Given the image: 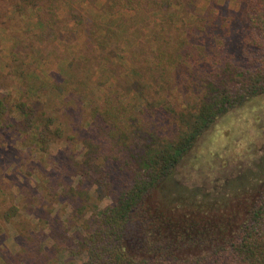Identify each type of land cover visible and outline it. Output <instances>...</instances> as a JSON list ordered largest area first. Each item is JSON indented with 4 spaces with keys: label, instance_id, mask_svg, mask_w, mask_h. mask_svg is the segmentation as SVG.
<instances>
[{
    "label": "trees",
    "instance_id": "16d2710c",
    "mask_svg": "<svg viewBox=\"0 0 264 264\" xmlns=\"http://www.w3.org/2000/svg\"><path fill=\"white\" fill-rule=\"evenodd\" d=\"M7 1L15 12L21 13L24 8L33 11L40 35L52 38L59 29L60 7L71 0ZM191 1L104 0V11L119 17L104 24L87 17L75 21L79 27H88L84 41L103 52L96 70L86 57L73 55L53 74V83L22 71L18 73L26 86L21 89V97L0 93V134L19 130L29 147L40 151L72 129L60 121L61 111L71 117L66 111L73 110L69 104L75 105V119L87 107L86 130L79 127L84 132V152L73 170L75 179L51 195L69 197L79 215L88 211V228L70 235L64 221L49 211L40 217L48 231L45 236L53 239L50 249L82 256L79 264H264V154L252 163L255 171L245 168L222 182V189L236 196L245 214L235 230L207 252L192 257L151 253L137 258L124 242L133 227L139 228V221L134 219L143 208L148 215L147 236L171 242V236L179 230L189 240L208 233L196 221L201 218L198 214L225 203L227 198L201 194L198 189L190 192L191 197L185 195L176 180L178 166L219 117L264 95V0H240L221 25L227 29L224 33L215 25L211 5L198 18L200 26L180 33L172 18L177 17L176 7ZM122 11L130 15L119 14ZM131 25L147 27V38L139 40ZM122 39L130 45L136 42L141 57L134 60L135 66L120 72L106 93L97 94L94 88L116 75L100 66L102 62L111 63L106 51L111 53ZM183 74L184 83L175 84V78ZM131 90L141 99V105L125 99ZM39 91L45 95L44 100H31L29 95ZM52 107L57 114L51 113ZM65 137L78 140L75 133ZM59 179L60 175L53 177ZM109 181L110 201L101 204L90 189ZM153 195L158 206L142 208ZM199 196L203 203L191 204L192 197ZM171 205H195L197 212L185 214L183 221L164 210ZM17 213L18 207L10 205L0 214V231L2 222H11ZM38 237L29 235L17 252L1 250V264H30V259L44 264Z\"/></svg>",
    "mask_w": 264,
    "mask_h": 264
},
{
    "label": "rangeland",
    "instance_id": "374dc122",
    "mask_svg": "<svg viewBox=\"0 0 264 264\" xmlns=\"http://www.w3.org/2000/svg\"><path fill=\"white\" fill-rule=\"evenodd\" d=\"M239 1L192 0L181 7H176L177 17L172 19L180 33L188 29L193 30L195 25L202 24L197 20L203 16L201 14L203 11H207V6L211 5L215 14V25L221 33H224L227 29L221 28V25H224L225 19L238 8ZM103 4L104 0H71L62 4L59 10V29L56 31L57 34L50 38L40 35L36 15L33 11L24 8L21 13L15 12L9 1L0 0V93L21 97V89L24 90L26 86L18 73L22 71L32 72L41 79L53 83V74H56L65 60L70 59L73 55L86 57L89 59L88 63L93 64V68L96 70L97 64L103 60V52L98 48H91L84 41L88 27L83 24L79 27L75 21L87 17L104 24L110 18L119 17V15L114 16L106 13ZM119 14L125 15V17L130 15L126 11ZM123 19L126 18H121V21ZM130 30L136 32L139 40L147 38V27L138 28L136 25H131ZM138 48L136 42L130 45L122 39L119 47L111 49L113 50L111 53L106 51V56L110 58L112 64L102 62L100 66L103 65V68H107L116 75L109 77L100 86H96L94 91L97 94L106 93L109 88L114 86L121 71L124 73L125 68L135 66L134 60H139L141 57L137 52ZM92 57H94L93 60H91ZM97 72L96 76L99 74V71ZM103 76L107 77L108 75L104 74ZM184 78V74L179 75L178 78H175L176 82L174 83L181 85L184 83ZM29 96H31V100L37 98L44 100L45 98V95L40 91ZM125 99L133 105L142 103L132 90L127 93ZM69 105L73 110L66 112L71 114V117L63 115V111H61L59 119L68 123L72 128L65 132V136L75 133L78 138L76 141L67 140L64 136L54 139L46 145L45 151H40L31 145L29 147V141H24L23 132H19V130L8 131L4 135L0 134V214L10 205L18 207V213L11 222H2L0 251L17 252L24 244L25 238L29 235L39 234L38 245L41 248V258H43L41 260L44 264H79L82 259V256H71L66 251L59 253L56 250H51L53 239L45 236L48 231L43 228L40 221L42 214L49 211L52 216L64 221V226L70 235L77 234L87 226L88 211L79 215L73 205V200L69 197L51 195L52 191H61L68 180L75 179L72 177L73 170L77 168L83 157L84 148L81 140L84 132L82 133L79 127L82 131L86 130L87 107L82 109L78 113V117L74 119L72 114L76 112V106ZM50 111L57 114L53 107ZM15 116L17 119L19 118L18 115ZM263 154L264 95H261L219 117L209 129L198 137L193 148L178 166L176 180L179 188L185 190L183 191L185 195L188 194L191 197L190 192L198 189L201 194L206 193L214 197L225 195L227 198L225 203L213 206V209L209 208L211 211L206 210V213L198 214L201 218H197L196 221L199 225L205 226L208 233L198 234L194 239L189 240L184 237L183 231L179 230L171 236V242H167V239L147 236L145 234L147 226L145 218H148V215L144 212L143 207L149 206L155 209L158 206V200L153 195L145 201L146 205L142 206L144 217L141 210L136 214L134 221H139V228L133 227L130 235L124 240L126 248L137 258L151 253L192 257L210 250L235 230L245 214L244 206L242 204L239 206L236 203V196L232 197L229 193L227 194L228 191L222 189V182L236 177L242 169L251 168L253 170L252 163ZM57 175H60V179L53 180V177L56 179ZM110 184L109 181L107 185L92 186L90 193L97 199L99 197V202L104 204L110 201L108 197ZM249 193L253 194V190ZM200 197H192L191 204L193 202L203 203ZM185 201L187 203L188 200L185 199ZM175 205L168 208L161 207L168 210L172 216L182 220L186 218L185 214L197 212L194 209L195 205H180L179 207H175ZM147 213L149 214L150 211ZM0 221L2 220L0 219ZM153 244H156L154 248H152ZM44 256L51 257L45 259ZM30 264H35L32 259H30Z\"/></svg>",
    "mask_w": 264,
    "mask_h": 264
}]
</instances>
